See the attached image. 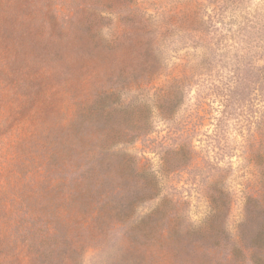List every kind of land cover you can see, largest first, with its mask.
Returning <instances> with one entry per match:
<instances>
[{"label":"rangeland","instance_id":"374dc122","mask_svg":"<svg viewBox=\"0 0 264 264\" xmlns=\"http://www.w3.org/2000/svg\"><path fill=\"white\" fill-rule=\"evenodd\" d=\"M214 1L204 0L203 6L209 8ZM93 2L96 7L89 4ZM191 2L16 0L15 11L22 21L0 19V58H10L15 65L21 62L16 47L3 43L12 34L22 44L24 58H41L49 64L55 59L69 70L71 91L87 87V77L113 91L115 96L107 102L106 128L139 137L115 148L110 165L100 169L107 176L103 190L107 198H114L112 186L125 185L124 194L140 198L135 218H145L157 203L148 200L154 194L155 175L161 184L159 197L179 196L187 202L191 221H196L206 208L205 196L213 179L225 174L231 197L228 224L235 234L244 214V193L254 194L246 173L251 149L256 147L251 139L254 134L264 135V65L257 61L264 56V0H236L234 7L223 1L206 33L171 29L147 36L155 58L145 60L139 46L140 20L146 19L151 28L156 25L149 16L155 14L160 19L171 15L183 20ZM90 8L101 12L102 18ZM141 14L143 18L135 16ZM127 30L138 34L132 44ZM235 42L242 47L253 44L257 51L235 62ZM121 69L125 76L110 82ZM118 98L120 103L126 98V104L116 105ZM59 101L56 98L54 111ZM10 107L17 113L28 110L17 103ZM148 128L151 133L145 135ZM189 142L191 159L184 148ZM123 154L136 159L135 165H123ZM88 168L85 165L76 175ZM128 231L127 224L111 228L98 247L85 252L83 264H102L125 244Z\"/></svg>","mask_w":264,"mask_h":264},{"label":"trees","instance_id":"16d2710c","mask_svg":"<svg viewBox=\"0 0 264 264\" xmlns=\"http://www.w3.org/2000/svg\"><path fill=\"white\" fill-rule=\"evenodd\" d=\"M203 1L192 0L183 20L171 15L160 19L155 14L149 16L156 25L151 28L141 19L143 58H155L147 36L171 29L206 33L215 23L220 4L225 1L234 7L236 3L215 0L206 8ZM15 2L1 0L0 19L22 21ZM89 4L96 7L97 2ZM90 11L102 18L101 12ZM135 16L143 18V14ZM125 35L131 44L138 36L128 30ZM11 36L3 43L16 47L21 62L15 65L10 58H0V264H83L85 252L98 247L119 224L128 225L126 242L102 264H264V135L254 134L251 139L256 147L251 146L250 172L246 173L254 194L244 193V214L235 234L228 224L231 197L225 174L213 179L205 196L206 208L196 221H191L187 202L179 196L159 197L161 184L154 175V194L148 200L157 203L145 218H135L140 198L124 194L125 185L112 186L114 198L103 192L107 176L100 169L110 165L115 148L139 137L106 128L107 102L115 96L113 91L91 77L85 79L87 87L71 91L69 70L55 59L49 64L41 58H24L22 44ZM235 45V62L257 51L253 44ZM257 61L264 65V56ZM125 74L121 69L118 78L108 80ZM56 98L60 101L54 111ZM119 99L116 105L126 104V98L123 103ZM12 103L26 105L28 110L17 113ZM150 133L148 128L145 135ZM184 148L191 159V142ZM129 156L123 154L120 162L135 165L136 159ZM85 165L89 168L77 176Z\"/></svg>","mask_w":264,"mask_h":264}]
</instances>
